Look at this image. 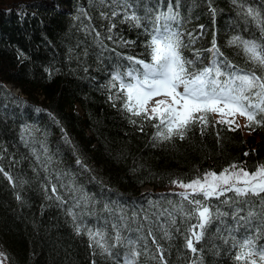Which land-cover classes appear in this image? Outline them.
Returning a JSON list of instances; mask_svg holds the SVG:
<instances>
[{
    "label": "trees",
    "instance_id": "trees-1",
    "mask_svg": "<svg viewBox=\"0 0 264 264\" xmlns=\"http://www.w3.org/2000/svg\"><path fill=\"white\" fill-rule=\"evenodd\" d=\"M240 2L264 16V0ZM159 3L18 0L0 6V248L11 264H124L127 240L141 252L137 264H161L157 245L166 264H192L195 257L184 244L195 221L175 211L180 200L171 181L219 173L232 163L249 171L264 165V125L229 130L209 114L203 134L194 127L184 140L157 143L150 122L123 110L111 77L125 71L129 56L150 60L146 45ZM167 5L163 0V10ZM172 5L179 12L172 27L182 33L185 58L195 60L199 51L203 64L197 67L206 65L205 49L215 37L232 64L262 73L229 44L233 36L264 44L260 28L233 0H179L178 8L172 0ZM133 13L139 27L125 19ZM52 185L63 203L49 199ZM148 188L155 192L143 195ZM252 199L259 209V199ZM164 209L174 212V226L160 215ZM224 220L208 225L195 245L202 264H236L232 241L224 243L217 232L233 224ZM257 223L250 234H256ZM75 224L82 227L80 235ZM113 225L126 238L115 248ZM88 228L104 233L111 255L89 246ZM244 233L240 229L238 238ZM256 243L264 246V229Z\"/></svg>",
    "mask_w": 264,
    "mask_h": 264
},
{
    "label": "snow or ice",
    "instance_id": "snow-or-ice-1",
    "mask_svg": "<svg viewBox=\"0 0 264 264\" xmlns=\"http://www.w3.org/2000/svg\"><path fill=\"white\" fill-rule=\"evenodd\" d=\"M233 3L243 9V14L253 21L264 35V16L251 7H245L240 0H233ZM178 7L179 0H176V8ZM210 11L215 16V9L211 6ZM117 14L115 11L112 13L113 16ZM178 17L179 12L174 10L172 0H168L166 10H163V0H160L153 17L150 40L146 45L150 60L129 56L126 58L129 65L125 71L121 73L117 70L112 75L110 87H118L117 97L122 99L123 110L130 117L150 122L156 129L153 141L157 143L173 139L184 140L194 127H199L203 134L211 113L220 117L216 123L231 125L235 123V117L238 115L246 118V127L253 124L264 125V44L241 36H233L229 41L230 45L241 49L249 63L262 69L261 74L242 70L232 64L220 52L215 37L211 41V47L205 49L210 53L209 62L197 67L198 62L203 64L199 51L195 60L187 59L182 54V33L172 27V22L177 21ZM125 19L132 21L137 27L140 26V19L134 13ZM156 97L162 98L155 99ZM228 116L233 119H226ZM131 122L135 124L137 120L131 119ZM229 130L235 129L230 127ZM3 171V168H0V172ZM5 175L11 182L12 177L7 173ZM171 184L183 189L174 194L180 200L179 204L174 206L175 211L179 212L183 219L195 221L186 229L184 244L195 257L192 264H202L200 250L195 245L204 238L207 226L214 221L224 224V218H230L233 224L226 225L223 230L217 227V232L221 233L224 243L232 241L236 264H264V246L258 247L256 243L260 231L264 229V165L249 171L241 164L232 163L219 173L207 170L190 181L174 179ZM51 191L53 195L49 196V199L54 197L57 201L64 202L56 194L55 185H52ZM253 197L259 199V209L256 208ZM17 199H20L19 195ZM68 215L72 216L75 222L76 214L71 209L68 210ZM160 215H167L171 224H176L173 211L164 209ZM144 219L148 220V217L145 216ZM253 221L258 222L255 235L250 234ZM113 228L116 234L111 248L123 245L126 239L122 237L116 225H113ZM242 228L245 233L238 238L237 233ZM75 231L77 235L81 234L80 224H75ZM86 234L92 242L90 247L95 244L102 252L112 254L104 233L88 228ZM148 235H152L151 229ZM164 235L165 238L171 239L167 230ZM152 242L156 243L155 237ZM127 244L131 247L124 258V264H137L141 252L136 248L134 241L127 240ZM163 251L157 245L158 259L161 264H166Z\"/></svg>",
    "mask_w": 264,
    "mask_h": 264
},
{
    "label": "rangeland",
    "instance_id": "rangeland-1",
    "mask_svg": "<svg viewBox=\"0 0 264 264\" xmlns=\"http://www.w3.org/2000/svg\"><path fill=\"white\" fill-rule=\"evenodd\" d=\"M16 1H18V0H0V6H2V5L3 6H9L13 3H16ZM50 1L52 2V0H50ZM161 98L162 97H156L155 99H161ZM211 115L216 119V121L220 119V117L215 113H211ZM226 119L231 120L233 118L231 116H228V117H226ZM224 124H226V123H223L222 125H224ZM247 124H248V121L246 120L245 117H240L237 115L235 117V123H233L231 125H229V124H226V125L228 127H231V128H239V129L245 131L247 129V127L245 125H247ZM237 125H239V127H237ZM178 191L181 192V191H183V189L179 188ZM0 253L3 254V255H0V261H2V264H10V262H8V260H7L6 254L1 250V248H0Z\"/></svg>",
    "mask_w": 264,
    "mask_h": 264
},
{
    "label": "bare ground",
    "instance_id": "bare-ground-1",
    "mask_svg": "<svg viewBox=\"0 0 264 264\" xmlns=\"http://www.w3.org/2000/svg\"><path fill=\"white\" fill-rule=\"evenodd\" d=\"M7 256V255H6ZM144 256V255H143ZM7 260H8V258H7Z\"/></svg>",
    "mask_w": 264,
    "mask_h": 264
}]
</instances>
